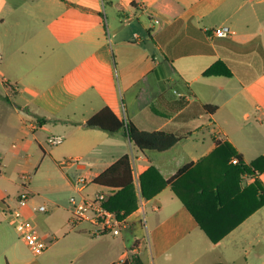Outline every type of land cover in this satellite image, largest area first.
<instances>
[{
    "label": "crops",
    "instance_id": "obj_1",
    "mask_svg": "<svg viewBox=\"0 0 264 264\" xmlns=\"http://www.w3.org/2000/svg\"><path fill=\"white\" fill-rule=\"evenodd\" d=\"M218 28L227 36L215 35ZM219 61L232 76L205 77ZM106 107L139 130L180 141L142 152L124 132L86 126ZM54 135L77 163L61 164L48 143ZM234 154L254 164L252 174L236 170ZM125 155L138 193L151 167L166 182L145 199L147 227L137 192L120 235L71 225L66 195L107 201L116 192L94 180ZM11 166L19 173L7 175ZM19 176L26 206L6 194ZM81 176L88 183L78 192ZM261 189L264 0H0V264H40L48 252L67 264H124L133 255L143 264H264ZM194 213L221 231L241 222L213 243ZM22 222L50 244L43 255L17 232ZM55 230L66 234L58 239Z\"/></svg>",
    "mask_w": 264,
    "mask_h": 264
},
{
    "label": "trees",
    "instance_id": "obj_2",
    "mask_svg": "<svg viewBox=\"0 0 264 264\" xmlns=\"http://www.w3.org/2000/svg\"><path fill=\"white\" fill-rule=\"evenodd\" d=\"M205 77L224 76L231 77L232 73L223 61H219L210 67L204 73ZM42 122V119H40ZM86 126L90 128H98L109 133L124 132L128 139L142 152L154 151V152H166L172 149L178 144L180 138L175 134L156 131L147 132L139 130L132 122L118 118L109 108H104L95 116H93ZM232 156V154H231ZM239 160V164L236 165V170L240 174H252L251 166H246L242 158L239 155L234 154ZM189 166L183 167L176 175L175 178L181 176L188 170ZM94 183L100 187L115 191L116 194L109 197L107 201L104 200V205L109 210H112L118 214L124 213L129 215L136 206V188L133 178V167L131 157L125 155L115 162L111 167L100 174ZM166 184L162 176L156 170L151 167L146 173L140 177V189L141 195L144 199H149L156 195ZM264 193L263 189H261ZM264 205V195L261 196L256 208H260ZM200 227L205 231L207 236L213 243L219 242L224 238L232 229H234L241 221L235 223L223 231L217 223L206 224L201 218L195 215ZM124 264H143L138 255H133L130 262Z\"/></svg>",
    "mask_w": 264,
    "mask_h": 264
},
{
    "label": "built area",
    "instance_id": "obj_3",
    "mask_svg": "<svg viewBox=\"0 0 264 264\" xmlns=\"http://www.w3.org/2000/svg\"><path fill=\"white\" fill-rule=\"evenodd\" d=\"M158 23V20H156ZM214 34L221 37H226L227 32L223 28H218L214 31ZM182 98V96L179 94ZM123 118L126 120L125 113L123 112ZM64 142V138L59 135L50 136L48 143L51 146H58ZM77 159H67L61 162L62 165L67 166L77 163ZM233 165H238L239 160L234 157L231 159ZM27 179V178H26ZM88 183L86 177H78L75 181V186L78 187V192ZM139 187V207L138 213L140 215L141 224L144 228L147 227L146 223V201L141 195L140 185ZM29 200V195L26 192L21 193L19 196L20 206H26ZM70 211L69 223L75 225L78 222H87L93 227L94 236H102L104 234L120 235L123 229L130 228L131 221L129 215L124 213L118 214L112 210H109L104 205V200L101 198H88L82 195H73L68 202ZM39 212H47L46 206H40ZM17 232L28 244L32 254L36 257L43 255L49 248V243L38 233V231L29 223L22 222L17 228Z\"/></svg>",
    "mask_w": 264,
    "mask_h": 264
},
{
    "label": "rangeland",
    "instance_id": "obj_4",
    "mask_svg": "<svg viewBox=\"0 0 264 264\" xmlns=\"http://www.w3.org/2000/svg\"><path fill=\"white\" fill-rule=\"evenodd\" d=\"M111 29V28H110ZM10 122H12V124L14 123V119L12 118V120L10 121ZM52 148H55V151H56V154L58 155V156H61V159H63V160H67V158L68 157H65V156H67L68 155V153H69V149H68V144H67V141H66V139H65V142L62 144V145H59V146H55V147H52ZM14 172H17V173H19L18 171H16L15 169H14V167L13 166H11L10 167V170H9V172H7V175H11L12 173H14ZM25 183V180L24 179H22L20 176L19 177H16V185L17 186H15V184H14V186L13 187H11V188H9V190L8 191H6V194L8 195V196H10V197H19L20 195H21V193H22V191H20V193H17V191L18 190H22L23 188H20V185H23ZM1 188H3V190H6V186L5 185H3V186H1ZM136 188V192H137V194H138V196L137 197H139V193H138V189H137V187H135ZM67 197V199H69L70 197H68V195H66ZM93 194H91L90 195V198H93ZM30 197H34V198H36V199H39L38 197V195H34V196H30ZM84 197H86V196H84ZM89 198V197H88ZM44 204H46L49 208L51 207V205L50 204H48V203H44ZM65 205H67L68 206V204L67 203H65ZM59 213H63L64 215H68V212H66V209H64V208H60V212ZM42 215H46V216H49L50 217V213L49 214H46V213H42ZM70 227L71 228H73L71 225H70ZM54 234H55V236L58 238V239H60L61 238V236H63V235H65L66 234V232L65 231H60V232H57L56 230L54 231ZM13 236L15 237V239L17 238V236H16V234H13ZM18 239H20V238H18ZM21 240V239H20ZM58 247V246H57ZM60 247V246H59ZM49 253L50 252H48L47 254H45L44 256H42V257H40L39 258V262H40V264H67L69 261H68V259L67 258H65V259H63V257H60L59 255H53V259L51 260L50 258H48V256H49ZM30 256V255H29ZM47 262H49V263H47Z\"/></svg>",
    "mask_w": 264,
    "mask_h": 264
}]
</instances>
